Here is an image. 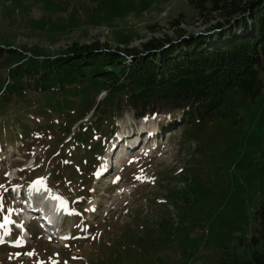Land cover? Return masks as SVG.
<instances>
[{
  "label": "rangeland",
  "instance_id": "374dc122",
  "mask_svg": "<svg viewBox=\"0 0 264 264\" xmlns=\"http://www.w3.org/2000/svg\"><path fill=\"white\" fill-rule=\"evenodd\" d=\"M179 14L185 22L194 15L188 0H0V47L50 55L71 42L107 41L113 50L127 39L134 48L150 35H172L177 28L165 21ZM219 21L178 27L200 37ZM106 86L87 83L56 98L32 94L19 108L0 111V264L250 259L253 215L264 198V94L239 111L235 124L214 119L186 129L185 143L179 124L168 133L175 115L170 109L141 118L126 111L111 134L101 124L104 134L94 142L100 149L84 152L90 145L79 143L66 158L60 153L50 159L48 153L59 154L61 147L68 152L70 135L90 114L75 121L88 103L105 97ZM39 168L41 175L30 174ZM163 170L173 178L161 185L157 172ZM29 177L64 203V220L51 242L34 224L25 227L27 235L8 220L17 209L12 188Z\"/></svg>",
  "mask_w": 264,
  "mask_h": 264
},
{
  "label": "trees",
  "instance_id": "16d2710c",
  "mask_svg": "<svg viewBox=\"0 0 264 264\" xmlns=\"http://www.w3.org/2000/svg\"><path fill=\"white\" fill-rule=\"evenodd\" d=\"M188 4L194 15L187 24L195 19H201L202 24L225 20L221 31L200 37L189 32L185 35L187 29L178 27L186 23L185 18L179 14L165 21L177 28L172 35H150L134 48H128L127 39L120 40L123 48L113 50L107 41L85 40L40 58L42 55L21 48L0 47V111L4 106L11 109L22 105L32 94L56 98L87 83L106 82V96L81 111L83 114L94 108L92 122L86 128L84 123L79 125L66 143V154L61 147L59 154L48 153L50 159L60 153L66 158L79 143L91 145L100 136L101 124L105 122L111 129L115 118L125 111L139 118L170 109L175 112L172 120L181 127L183 143L187 142L183 139L185 130L192 126L214 119L235 124L239 111L264 92V0H188ZM40 170L30 174L41 175ZM172 175L166 170L157 172L158 184L169 183ZM253 221L250 259L238 260L232 255L219 264H264V198L254 211Z\"/></svg>",
  "mask_w": 264,
  "mask_h": 264
},
{
  "label": "bare ground",
  "instance_id": "6f19581e",
  "mask_svg": "<svg viewBox=\"0 0 264 264\" xmlns=\"http://www.w3.org/2000/svg\"><path fill=\"white\" fill-rule=\"evenodd\" d=\"M42 196L50 203L52 212H55L56 210H58L59 202L61 198H59L58 200V198L53 196L51 193H44V192H42Z\"/></svg>",
  "mask_w": 264,
  "mask_h": 264
},
{
  "label": "water",
  "instance_id": "95a60500",
  "mask_svg": "<svg viewBox=\"0 0 264 264\" xmlns=\"http://www.w3.org/2000/svg\"><path fill=\"white\" fill-rule=\"evenodd\" d=\"M226 21L225 20H220L218 23L220 24V25H216V26H214V28H208V31L207 30H205V31H207V33H210L209 31L211 30V31H214V30H217V29H219V28H221V25L222 24H224Z\"/></svg>",
  "mask_w": 264,
  "mask_h": 264
},
{
  "label": "snow or ice",
  "instance_id": "6c2138e0",
  "mask_svg": "<svg viewBox=\"0 0 264 264\" xmlns=\"http://www.w3.org/2000/svg\"><path fill=\"white\" fill-rule=\"evenodd\" d=\"M0 188H3V186H0ZM67 237H65V239H66Z\"/></svg>",
  "mask_w": 264,
  "mask_h": 264
}]
</instances>
